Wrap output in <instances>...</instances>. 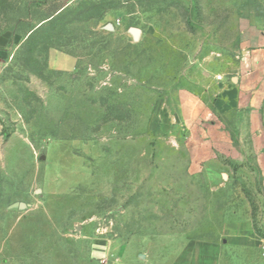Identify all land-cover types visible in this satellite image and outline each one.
<instances>
[{"label": "rangeland", "instance_id": "1", "mask_svg": "<svg viewBox=\"0 0 264 264\" xmlns=\"http://www.w3.org/2000/svg\"><path fill=\"white\" fill-rule=\"evenodd\" d=\"M251 28L264 0H0V264H264L255 155L208 141L248 120L213 104ZM188 93L215 117L186 127Z\"/></svg>", "mask_w": 264, "mask_h": 264}, {"label": "crops", "instance_id": "2", "mask_svg": "<svg viewBox=\"0 0 264 264\" xmlns=\"http://www.w3.org/2000/svg\"><path fill=\"white\" fill-rule=\"evenodd\" d=\"M251 29L243 40V50L236 73L225 82L219 83L220 88L213 104V109L220 115L246 112L248 120L238 128L231 129L216 117L217 122H212L208 129V141L215 162L223 153L232 154L237 151L240 152L239 156L245 158L246 148L250 147L264 180V34ZM50 63L52 69L71 71L76 67L73 57L61 53L54 54ZM180 108L186 127L200 118L207 120L215 117L207 103L193 94L188 93L181 97ZM233 130L236 132L233 133ZM237 156L236 153L232 156L233 161L241 164L243 160H237ZM252 233L251 220L225 225V237L229 245L235 247H246L256 241Z\"/></svg>", "mask_w": 264, "mask_h": 264}, {"label": "water", "instance_id": "3", "mask_svg": "<svg viewBox=\"0 0 264 264\" xmlns=\"http://www.w3.org/2000/svg\"><path fill=\"white\" fill-rule=\"evenodd\" d=\"M140 31L138 30H132V34L135 36V38H138Z\"/></svg>", "mask_w": 264, "mask_h": 264}, {"label": "trees", "instance_id": "4", "mask_svg": "<svg viewBox=\"0 0 264 264\" xmlns=\"http://www.w3.org/2000/svg\"><path fill=\"white\" fill-rule=\"evenodd\" d=\"M51 22H52V20H51ZM42 26H43V25H41L40 28H38V29H41ZM41 30H42V29H41ZM234 137H235V136H234V134H233V138H234ZM234 139H235V138H234ZM235 142H236V141H235ZM252 219H253V222H254V220H255V215H254V213L252 214Z\"/></svg>", "mask_w": 264, "mask_h": 264}, {"label": "built area", "instance_id": "5", "mask_svg": "<svg viewBox=\"0 0 264 264\" xmlns=\"http://www.w3.org/2000/svg\"><path fill=\"white\" fill-rule=\"evenodd\" d=\"M222 79H223L222 76H218V77H217V80H218V81H221Z\"/></svg>", "mask_w": 264, "mask_h": 264}]
</instances>
